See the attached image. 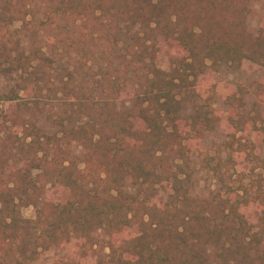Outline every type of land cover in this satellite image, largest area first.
I'll use <instances>...</instances> for the list:
<instances>
[{"label": "trees", "instance_id": "1", "mask_svg": "<svg viewBox=\"0 0 264 264\" xmlns=\"http://www.w3.org/2000/svg\"><path fill=\"white\" fill-rule=\"evenodd\" d=\"M50 3L44 24L70 33L89 22V34L102 43L85 50V59L99 52L115 77L109 73L100 83L91 77L86 87L65 67V80L60 74L51 80L39 76L41 65H58L51 38L41 36L48 47L36 45L34 32L30 46L14 54L0 42V70L19 75L3 101L27 107L31 98L19 93L32 91L37 107V99L52 91L60 93L63 106L48 125L21 122L20 136H14L25 161L31 158L30 165L9 172L11 184L0 192L2 250L5 256L19 251L3 264H33L49 250L62 253L54 264L263 262L257 230H250L264 226V214L244 228L233 221L238 205L225 213L229 201L220 196L211 208L182 204L199 128L211 120L185 114L179 95L210 81L220 67L238 71L250 63L264 69V28L249 30L247 0ZM57 19L69 23L62 27ZM94 88L101 93L98 101L92 99ZM241 118L238 123L259 137L255 121ZM27 205L34 207L33 219L19 214Z\"/></svg>", "mask_w": 264, "mask_h": 264}, {"label": "rangeland", "instance_id": "2", "mask_svg": "<svg viewBox=\"0 0 264 264\" xmlns=\"http://www.w3.org/2000/svg\"><path fill=\"white\" fill-rule=\"evenodd\" d=\"M247 2L251 8L247 23L249 30L255 34L264 28V0ZM50 4V0H0V42L13 50L14 54L28 44L30 46L34 39L33 33L38 32L34 43L48 47L46 41L51 38L59 54L58 65H41L39 76L49 74L51 80L57 81L55 78L60 74L59 77L65 80L63 68L66 67L75 71V81H82L86 87L90 85L91 77L99 83L108 80L109 73L114 78L113 70L108 68L99 52L95 53V59H85V50L95 51L102 43L95 33L89 34L90 23L80 22V27L72 29L70 33L56 29V23L51 26L44 24ZM58 21L62 27L69 23V20ZM41 36L47 40L41 39ZM62 40L66 41V45L61 44ZM84 60L88 61L82 66ZM119 75L125 81L124 75ZM210 76V81L196 82L179 95L185 114L198 113L200 120L204 116L211 120L205 128L196 125L202 131V137L198 149L191 154V177L183 188L187 193L182 197L186 203L182 204L191 203L190 207L198 205L197 209H205L219 203L220 198L226 199L229 203L225 205V213L230 209L229 206L238 205V217L234 216L233 221H241L244 228H250L258 216L264 214V69L246 63L238 71L220 67L216 72H211ZM18 79V73L0 70V192L7 191L6 185L11 184L8 176L10 171L30 165L28 160L31 157L25 161L24 155L16 147L14 136H20L22 130L19 124L35 121L37 126L43 127L63 109L60 93L54 95L52 91L48 96L37 99V107L33 105L36 97L31 95L32 91L27 95L21 91L19 93L24 98H31L26 101L27 107L19 109L16 103L3 101L2 96L16 88ZM29 86L34 88V85ZM42 93L45 94V90ZM100 95V90L94 88L93 101H98ZM240 117L248 122L255 121V125L261 129L258 131L259 137L251 128L248 131L238 123ZM78 149L74 146L75 152ZM26 151H29L28 148ZM19 212L24 219H33L35 215L32 205L21 207ZM256 230L261 252L259 257L264 258V226L258 229L253 227L250 233ZM1 244L0 264L14 261L19 251H14V257L11 254L5 256ZM61 256L59 251H45L33 264H54ZM259 264H264V261Z\"/></svg>", "mask_w": 264, "mask_h": 264}]
</instances>
